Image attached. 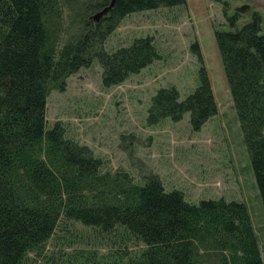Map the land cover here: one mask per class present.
Listing matches in <instances>:
<instances>
[{"label": "trees", "instance_id": "16d2710c", "mask_svg": "<svg viewBox=\"0 0 264 264\" xmlns=\"http://www.w3.org/2000/svg\"><path fill=\"white\" fill-rule=\"evenodd\" d=\"M111 1L0 0V264H264L245 203H191L154 174L137 183L126 171L105 170L103 159L69 138L62 123L47 125L50 92L62 91L80 69L97 61L102 84L111 87L160 59L150 36L106 50L125 17L186 4L115 0L98 22L90 20ZM67 11L72 34L62 29ZM236 23V14L228 17L229 28L216 29L214 38L264 209V34L257 13ZM191 48L201 64L197 43ZM217 110L200 65L196 87L183 100L172 86L155 92L147 122L189 114L190 128L199 131ZM75 225L118 237V245L105 254L45 253L51 238L71 234ZM130 243L142 248L132 254Z\"/></svg>", "mask_w": 264, "mask_h": 264}, {"label": "rangeland", "instance_id": "374dc122", "mask_svg": "<svg viewBox=\"0 0 264 264\" xmlns=\"http://www.w3.org/2000/svg\"><path fill=\"white\" fill-rule=\"evenodd\" d=\"M253 13L259 15L264 34V0H186L183 7L128 15L107 39L106 50L150 36L160 59L111 87L102 84V68L94 61L70 75L62 91L50 92L46 121L48 126L62 123L69 138L103 159L107 171H126L137 183L154 174L166 190L182 191L191 203L220 198L245 203L264 261V209L214 38L216 29L229 28L228 17L236 14L239 28ZM68 14L64 12L62 29L72 34ZM193 43L199 47L201 64L192 52ZM200 65L211 83L216 115L199 131L190 128L189 114L178 122L148 124L155 92L172 86L183 100L196 87ZM59 234L47 242L45 253L86 248L105 254L118 245V237L109 239L81 225L65 237ZM141 248L139 243L128 246L132 254Z\"/></svg>", "mask_w": 264, "mask_h": 264}, {"label": "water", "instance_id": "95a60500", "mask_svg": "<svg viewBox=\"0 0 264 264\" xmlns=\"http://www.w3.org/2000/svg\"><path fill=\"white\" fill-rule=\"evenodd\" d=\"M114 1L115 0H112L111 3L107 7L103 8L101 11H99V12L95 13L93 16H91L90 20H93L94 22H98L113 7Z\"/></svg>", "mask_w": 264, "mask_h": 264}]
</instances>
